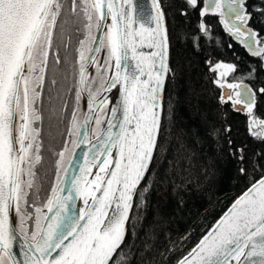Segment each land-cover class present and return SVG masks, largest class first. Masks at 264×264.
I'll list each match as a JSON object with an SVG mask.
<instances>
[{"label":"snow or ice","instance_id":"6c2138e0","mask_svg":"<svg viewBox=\"0 0 264 264\" xmlns=\"http://www.w3.org/2000/svg\"><path fill=\"white\" fill-rule=\"evenodd\" d=\"M185 3L200 8V0ZM245 3L206 0L200 15H217L224 30L264 67V36L249 26L252 15ZM151 8L145 17L138 16L135 0H0V264H21L12 252L17 230L25 240L23 264H127L125 237L133 206L142 207L152 187V180L145 177L151 175L154 158L159 162L171 151L167 145L172 105L169 100L165 107L164 90L175 73L169 66L168 28L160 0H151ZM257 11L264 14V9ZM180 14L187 16V11ZM198 29L212 39L203 20ZM71 32L82 36L74 64L75 102L68 139L57 154L55 184L46 204L38 207L29 197L37 194L36 166L43 159L39 105L50 65L61 63L60 47L67 49ZM200 38L191 37L194 47H199ZM102 52L103 61L97 58ZM206 64L209 73L215 74L213 83L222 90L220 103L246 112L249 135L264 143V118L254 113L256 92L244 83L253 78L255 69L237 78L235 63L209 59ZM91 67L96 69L94 77ZM48 83L55 86L57 80L53 76ZM118 86L117 105L106 111L112 103L106 94ZM258 91L264 94V87ZM85 95L87 114L81 122ZM109 111L105 129L102 125ZM90 123L95 129H89ZM89 131L95 135V155L72 184L85 207L69 218L74 200L72 193L59 195L64 182L60 174L67 176L64 163L69 144L91 143ZM214 134L215 129L209 133ZM179 149L183 156L178 152L174 163L188 173L181 181L184 185L191 182L193 152L183 144ZM232 155L241 176L251 177L261 167L255 159L246 166L244 148ZM257 155L264 160V154ZM93 168L98 171L94 179H88ZM44 208L48 213L55 208L54 215L45 214ZM33 220L34 227L29 224ZM177 264H264V171Z\"/></svg>","mask_w":264,"mask_h":264},{"label":"trees","instance_id":"16d2710c","mask_svg":"<svg viewBox=\"0 0 264 264\" xmlns=\"http://www.w3.org/2000/svg\"><path fill=\"white\" fill-rule=\"evenodd\" d=\"M167 21L169 36V66L175 76L170 75L165 84L164 103L172 105L171 132L168 148L154 158L150 167L152 187L144 195V205L134 206L129 234L125 237L127 264H177L211 229L229 205L249 186L252 179L259 178L264 171V143L253 139L248 133L249 117L246 113L233 110L231 103L221 104L222 90L209 73L206 61L235 63L237 78L246 76L255 69L252 79H245L254 88L257 97L254 113L264 118V94L258 91L264 87V67L261 61L252 57L225 30L217 15L201 17L200 8H191L185 0H160ZM247 11L252 15L249 25L264 36V0H246ZM187 11V16L181 15ZM208 26L212 39L199 32L198 25ZM199 35V47H194L191 37ZM71 39L65 52H60L61 63L51 67L46 78L43 103L42 140L43 157L36 166V195H30V202L43 207L50 198L57 174V154L63 149L67 137L69 120L74 105L76 79L74 68L79 33L71 32ZM231 44V47L229 45ZM57 80L51 86L48 80ZM232 79V77H230ZM67 105L66 110L64 105ZM230 132H225V129ZM215 129L214 135H209ZM231 140V145L228 141ZM191 149L192 172L181 185L188 173L174 163V157L183 152L179 145ZM238 148H244L251 166L255 159L258 168L251 177L241 176L236 156ZM176 185H181L176 187ZM45 202V203H44ZM44 211V210H43ZM34 227V220L29 221ZM122 247H124L122 245Z\"/></svg>","mask_w":264,"mask_h":264},{"label":"water","instance_id":"95a60500","mask_svg":"<svg viewBox=\"0 0 264 264\" xmlns=\"http://www.w3.org/2000/svg\"><path fill=\"white\" fill-rule=\"evenodd\" d=\"M205 2H206V0H203L204 4H205ZM135 3L137 4L138 16L140 15V13H143L145 15V17H146L147 14H149V13H151L153 11L152 8H151V0H135ZM160 5L162 7L161 1H160ZM245 7L247 9V5H245ZM209 15H212V14H209ZM98 38H99V36H98ZM144 51H150V50L145 48ZM92 69H93V67H91L89 69V71L91 72ZM244 83L248 84L254 90V88L252 87V85L249 82H244ZM117 88H119V86ZM115 90L116 89H113L110 93L106 94L110 100H111V96H112V94L114 93ZM256 97H257V94L255 95V102H256ZM118 100H119V95H118V98H117V101H116V105H117ZM83 101H84V113H83L82 121L84 119V115L87 114V96L86 95H85ZM111 108H112V104H109L108 105V109L106 111L110 110ZM231 108L234 110L232 105H231ZM240 112L246 113V112H243V111H240ZM117 116H118V118L122 117V112L118 113ZM110 119H111V115H110V111H109V115L105 119L104 124L102 125L103 128L106 129L108 120H110ZM89 129H95V124L94 123H90ZM113 131L117 132L118 128L113 129ZM89 136L91 138V143L85 142V143L79 144L76 147H72V148L70 147L71 151H70V153H66L65 154V163H64V167L67 169V176L65 177L63 172H61V174H60L61 175V180L64 181V182L60 184V187L63 188V192L59 193V195H61L63 197H66V196H68L69 193H72L73 200H74V204H73V207H72L73 210L71 211L70 218H74L75 216H78L80 210L84 209V207H85L84 204H83V198L76 194L75 189H73V187H72V184L75 182L74 178L75 177H79L81 175L80 169L85 168L87 166V162L89 160H91L93 155H95V149L92 148V145L96 144L95 135H94V133L92 131H89ZM75 139H76V137H75ZM69 146H70V144H69ZM114 155H115V153H114ZM69 163H71V167H68ZM97 171H98V169H97ZM89 177H90V175L88 176V179H89ZM232 203L223 212V214L219 217V219L229 210V208L231 207ZM134 206H135V204H134ZM134 206H133V209H134ZM43 210H44L45 214H47L48 216H50L51 214H53L55 212V208H53V212L52 213H48L47 212V208H45ZM219 219L216 221V223L219 221ZM42 223H44V221ZM61 231H63V229H61ZM24 245H25L24 237L17 230V232H16V240L14 242L12 252H13L14 257L17 260H19L21 262V264H23V261L25 259L24 251L26 250V248L24 247ZM187 254H185V255H187Z\"/></svg>","mask_w":264,"mask_h":264},{"label":"rangeland","instance_id":"374dc122","mask_svg":"<svg viewBox=\"0 0 264 264\" xmlns=\"http://www.w3.org/2000/svg\"><path fill=\"white\" fill-rule=\"evenodd\" d=\"M98 59H100L101 61H103V59L105 58V54L102 52L101 53V55L99 56V57H97ZM95 72H96V69H95V67L92 69V71H91V74H92V76L94 77L95 76ZM229 80H231L230 79V77H229ZM83 113H84V101H82V103H81V111H80V113H79V116H80V120L82 121V117H83ZM72 139H74L75 140V137H72ZM72 148V145L70 144V146H69V148ZM45 203V202H44ZM45 209V208H44ZM29 211H31V212H33L34 213V209H32V208H30L29 209ZM45 213V212H44ZM42 222H43V220H42Z\"/></svg>","mask_w":264,"mask_h":264},{"label":"bare ground","instance_id":"6f19581e","mask_svg":"<svg viewBox=\"0 0 264 264\" xmlns=\"http://www.w3.org/2000/svg\"><path fill=\"white\" fill-rule=\"evenodd\" d=\"M109 23H110V21H109ZM118 93H119V88H117V89L114 91V93L112 94V96H111V101H112L111 104H112V107H115V105H116V101H117V98H118ZM96 171H97V168H93V170H92V174L90 175L89 179H94V175H95ZM72 207H73V204H72ZM54 213H55V212H54ZM54 213L51 214L50 217L53 216ZM70 214H71V212L68 214V217H69V218H70Z\"/></svg>","mask_w":264,"mask_h":264},{"label":"flooded vegetation","instance_id":"af4514ba","mask_svg":"<svg viewBox=\"0 0 264 264\" xmlns=\"http://www.w3.org/2000/svg\"><path fill=\"white\" fill-rule=\"evenodd\" d=\"M246 5V3H245ZM68 48V46H67ZM67 49H65L63 46L60 47V52H65ZM55 65H51V67H54ZM94 68V67H93Z\"/></svg>","mask_w":264,"mask_h":264}]
</instances>
